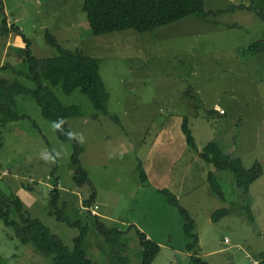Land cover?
<instances>
[{
    "label": "rangeland",
    "instance_id": "374dc122",
    "mask_svg": "<svg viewBox=\"0 0 264 264\" xmlns=\"http://www.w3.org/2000/svg\"><path fill=\"white\" fill-rule=\"evenodd\" d=\"M205 4L209 12L235 4L264 8V0ZM83 7L84 0H0V65L10 60L9 49L17 54L13 64L23 63L24 38L35 56L58 55L47 42L49 30L63 47L100 60L110 94L106 115L82 90L67 94L62 85L47 83L64 105L79 110L68 123L83 147L81 166L89 176L83 185L74 178L72 143L60 138L55 123L43 116L31 95L19 96L17 109L26 118L2 126L0 189L15 192L9 180L24 181L34 186L40 201L35 206L44 208L59 177L68 214L89 217L77 210L88 211L84 200L95 193L98 208L93 210L105 225L126 232L133 264L142 263L137 229L161 245L154 264H194L186 249L184 218L162 191L168 189L195 220L199 257L209 264L258 263L264 253V53H251L249 47L264 39V20L254 10L237 9L210 15L207 22L188 16L154 31L129 29L98 36ZM6 25H16L20 32L3 31ZM185 116L197 148L188 144L181 128ZM211 141L227 156L241 157L247 168L261 162L263 174L249 192L230 172L218 171L200 156ZM141 164L148 175L145 182ZM211 172L224 186L225 201L210 191ZM222 208L230 213L214 220ZM36 217L57 230L51 220ZM65 226L62 239L72 246L69 235L74 229ZM92 246L91 256L105 263L97 245ZM52 263L31 243L21 244L14 229L0 219V264Z\"/></svg>",
    "mask_w": 264,
    "mask_h": 264
},
{
    "label": "trees",
    "instance_id": "16d2710c",
    "mask_svg": "<svg viewBox=\"0 0 264 264\" xmlns=\"http://www.w3.org/2000/svg\"><path fill=\"white\" fill-rule=\"evenodd\" d=\"M84 10L87 13L89 25L95 35H105L117 31L134 29L137 32L154 31L165 25L177 22L188 16H196L202 21H209L210 15H222L229 11L254 10L264 20V8L258 10L254 4L231 5L226 10L207 11L205 0H84ZM6 21V20H5ZM218 24V21H215ZM20 32L19 27L8 25L3 31ZM47 42L57 49L58 55L40 58L33 54L28 39L24 38L27 47L23 55V63L12 64L6 62L0 65V71L6 76H0V147L2 146V126L11 121L26 118L25 114L17 109V99L21 95H31L42 108L43 116L55 123L59 136L63 141L71 142L74 146L72 164L75 169V180L83 185L89 181L88 172L81 166L80 154L83 147L69 128L68 120L79 115L76 106H66L52 91L51 87L62 85L67 94L76 89L87 94L98 112L108 115L110 94L100 72V60L79 50H70L63 47L58 39L49 30L46 33ZM251 53H264V39L257 40L250 47ZM21 77L35 84L26 85ZM114 118H117L114 116ZM181 128L190 146L197 148L189 118L185 116ZM200 156L208 163L213 164L218 171L230 172L237 185L246 193L250 186L263 174V165L257 161L251 168H247L241 157L231 158L225 154L217 141L209 142ZM141 180L148 179L143 164L139 166ZM55 174V171L53 172ZM212 195L226 200L224 186L218 176L211 172L208 177ZM59 177L54 178V185L49 189L46 198L50 214L60 222H65L80 233L74 238V246L70 247L57 234L53 233L41 219L26 215L23 211V202L13 192L0 189V219L5 225L14 229L20 243H31L37 251L52 257V264H133L128 246L126 232L119 227H108L94 215L91 206L98 204L95 193L84 200L83 211L89 217H72L68 214V202L62 199V190ZM34 191V186H29ZM171 205L177 207L184 218V229L189 239L186 249L191 255L194 264H209L199 257V235L195 233V220L189 210L185 208L178 197L168 189L162 190ZM42 195V194H41ZM251 212V210L249 209ZM227 208L217 210L213 219L229 214ZM253 220V216H250ZM139 243L142 247L141 264H154L161 251V245L137 229ZM97 245L100 256L106 258L105 263L91 256L92 245ZM258 264H264V253L258 258Z\"/></svg>",
    "mask_w": 264,
    "mask_h": 264
},
{
    "label": "crops",
    "instance_id": "0c3cea01",
    "mask_svg": "<svg viewBox=\"0 0 264 264\" xmlns=\"http://www.w3.org/2000/svg\"><path fill=\"white\" fill-rule=\"evenodd\" d=\"M9 50H11V49H9ZM9 50H7L8 52H6V58L7 59L10 58V60L8 62L13 64V61L11 59H14V55L16 56L17 54L15 52H9ZM9 184L11 185V187H13V189L15 191L13 193H15L17 196H19L20 199L22 200L23 211L25 212V214L30 215V211H32V213L34 214L32 217H34V218H37L36 216H43L46 219L51 220V224L54 227H57V230L55 228H53V230L50 228L51 231L53 233H57V231H58L57 234H59V236L62 238V236L64 234L63 229H65V228L68 229L65 225H67L68 227H71V226H69L65 222L58 221L54 215H51L49 212V207L42 208V207L35 206L36 204H40V201L37 198V196L31 190H29V188H28L29 186L25 185L24 181L11 179V180H9ZM76 193H78V192H76ZM95 203H98V201L96 200ZM39 209H40V211H39ZM62 223L64 224V227L62 226ZM71 228L74 229V231L72 234L69 235V238L73 241L72 246H70V247H73L74 246V238L79 235L80 231L78 228H73V227H71ZM50 258H52V257H50Z\"/></svg>",
    "mask_w": 264,
    "mask_h": 264
},
{
    "label": "clouds",
    "instance_id": "9594fccd",
    "mask_svg": "<svg viewBox=\"0 0 264 264\" xmlns=\"http://www.w3.org/2000/svg\"><path fill=\"white\" fill-rule=\"evenodd\" d=\"M95 206H98V204H95V205L91 206L90 209L93 211V209H94ZM97 212H98V211H93L94 214H97ZM97 215H98V214H97Z\"/></svg>",
    "mask_w": 264,
    "mask_h": 264
},
{
    "label": "built area",
    "instance_id": "2783aa9c",
    "mask_svg": "<svg viewBox=\"0 0 264 264\" xmlns=\"http://www.w3.org/2000/svg\"><path fill=\"white\" fill-rule=\"evenodd\" d=\"M96 207L98 208V206H96ZM93 211H95V210H93ZM254 263H255V264H258L256 261H254Z\"/></svg>",
    "mask_w": 264,
    "mask_h": 264
}]
</instances>
